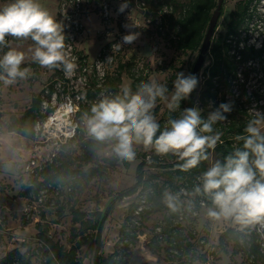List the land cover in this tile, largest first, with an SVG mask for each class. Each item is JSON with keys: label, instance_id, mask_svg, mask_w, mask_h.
Instances as JSON below:
<instances>
[{"label": "rangeland", "instance_id": "374dc122", "mask_svg": "<svg viewBox=\"0 0 264 264\" xmlns=\"http://www.w3.org/2000/svg\"><path fill=\"white\" fill-rule=\"evenodd\" d=\"M60 1L39 0V3L57 19ZM236 1L223 0V14L218 17L213 32L215 35L225 31L228 12L233 9ZM10 2L11 0H0V7ZM185 2L186 0H112L110 21L101 20L100 15L94 11L85 14L82 17L85 32L77 39V47L81 46L83 51L80 50L91 62L103 46H108L116 38L136 34L137 38L133 43L121 42L116 61L109 68L107 80L110 78L113 80L118 76L120 81H116V84L121 90L123 87H127L133 78H137L136 87L131 89L133 93L138 90L142 82L155 81L166 85L167 88L169 82H172V86L164 97L157 98L156 106L153 109V114L160 124L161 130L172 119L171 114L178 110L171 111L168 107L174 93L173 82L176 73L190 74L199 52L181 51L176 49L170 41V38H174L175 34L173 20L180 13L181 5ZM125 3L127 7L123 11H119L120 6ZM240 33L241 43L242 38L248 36L249 44H254L257 47L264 44V0L258 2L252 19L247 23V28H242ZM5 45H8L9 50L16 49L23 52L24 62L33 58L35 45L30 38L18 39L8 36ZM5 45H0V57L4 55L2 48ZM236 49L234 48L231 54L237 51ZM208 62L209 57L205 55L204 62L197 74L199 79L197 93L204 80L202 69ZM85 77L78 69L72 77H65L64 73L56 69L49 70L38 65L34 70L29 71L25 79L18 78L15 83L10 85L0 81V232L2 234L0 256H2V251L8 250L4 247L7 244L9 246L16 244L15 246H18L21 252L26 250V247L20 245L19 241L28 240L32 235H19V239H16L13 233L14 229L20 225L22 214L30 219V224L43 218L42 220L49 225V235L69 247L71 227L74 225L71 221L69 206L74 204L86 213L96 207L104 208L117 191L135 182L136 165L145 156L147 162L144 167L145 177L149 178L150 185H155V187L153 186V193L143 204V209L148 212L145 216L141 215L142 220L140 218L139 224L134 222L140 239L132 243L127 250L130 264L140 261H146L149 264H178L179 262L185 264H203V262L206 264H262L260 261L252 260L248 255L242 238L238 243L234 239H229L224 247L219 245L218 235L223 229L228 226L235 228H242V226L231 221H215L207 216L208 208L212 207L211 200L206 199V205L202 206L198 203L199 195L194 192V187L200 185L201 182L198 184H195V181L188 182V191L185 189L187 191L185 193V190L182 189L185 183L179 184V179H169L168 170L170 167L163 165L177 159L176 155L172 153L158 155L154 148H145L142 144L136 145L135 150L138 157L131 161L129 167H125L122 160L111 153L107 142L101 145H88V151L84 153L83 144L86 138H92L87 133L86 118L83 120L85 128L82 129V135H76L60 145L55 144L53 139L42 138L40 132L35 134L34 126L32 138H23L10 133L12 131L9 128L23 110L30 105L31 98L50 83L55 91L53 109L64 102L67 104L71 102L73 110L77 108L76 105L81 102L83 96L85 97L87 84L94 80L91 71H88ZM105 88H107V84ZM42 94L46 95L44 91ZM101 96H103V92L98 95V97ZM229 102L232 104V111L224 114L226 119L213 125L214 132L212 134L219 132L234 138L236 130L244 121L249 122L258 113L264 114V59L250 58L239 62L237 74L229 77L225 85L224 83L220 84L217 95L208 100L206 118L221 103ZM195 107L202 112L203 108L199 100L196 101ZM74 112H70L71 118L74 116ZM181 114L182 112L178 113L174 119H178ZM49 130L52 129L49 128ZM52 152H56V154L52 161H49V155ZM88 153L92 155L90 160L87 158ZM35 154L40 155L41 160L46 164L41 169L27 174L24 171V166L28 158ZM147 154H150L149 158L146 157ZM154 155L162 156V158L159 157L161 158L159 159ZM207 156L204 172L219 159L216 146L209 149ZM110 157L112 159H109ZM90 165L105 169L106 174L104 176L95 175L91 179L81 182L76 188L70 179L66 185L60 186L58 193L55 190H47L45 200L42 202H34V193L27 195L26 200L22 202L20 191L33 178L40 179L45 172L54 170L56 167L68 166L85 170ZM68 187L71 189L69 190ZM165 190L181 193V207L174 216L177 220L182 212L183 218L178 222L173 219V225L178 226L175 230L182 250L174 257L167 253V246L164 242L160 244L153 241V245L156 246L154 250L148 247L151 235L158 233L155 226L163 221V216L168 212V207L163 200ZM136 200L137 197L132 194L115 202L114 209L102 230L103 253L113 250L128 208ZM192 209L196 210L195 214ZM1 214L6 216V221H3ZM32 251L34 253L31 255ZM78 253L82 257L83 264H93L92 251H87L86 244L78 249ZM26 255L31 264H42L44 259L43 249L38 248V243H32Z\"/></svg>", "mask_w": 264, "mask_h": 264}, {"label": "clouds", "instance_id": "9594fccd", "mask_svg": "<svg viewBox=\"0 0 264 264\" xmlns=\"http://www.w3.org/2000/svg\"><path fill=\"white\" fill-rule=\"evenodd\" d=\"M126 7V3L122 4L119 11ZM6 36L30 38L35 45L33 62L41 67L61 69L65 77L75 74L77 64L75 57L66 53L63 25L39 0H11L0 7V45H5ZM136 38L133 33L122 39L123 43L131 44ZM24 59V53L16 49L0 57V81L10 85L18 78H27L30 69L21 68ZM173 84L168 107L176 111L181 100L187 99L197 87L198 79L193 74L178 72ZM167 91L166 85L151 81L142 82L134 93L123 87L114 97L103 98L92 106L90 116L85 114L88 135L97 142H107L111 153L122 161H133L135 146L142 144L154 148L158 155H176L183 162L179 167L184 171L197 167L208 159V149L222 143L221 133L212 134L213 125L226 119L224 114L232 111V104L221 103L206 120L198 108H186L178 119H170L161 130L153 109L157 98H163ZM236 139L243 141L242 149L237 148L224 163L215 162L203 173L194 192L211 200L212 207L207 210L210 219L250 227L264 223V114L250 119L244 134ZM180 197L179 192L163 193L164 203L173 212L181 207Z\"/></svg>", "mask_w": 264, "mask_h": 264}, {"label": "trees", "instance_id": "16d2710c", "mask_svg": "<svg viewBox=\"0 0 264 264\" xmlns=\"http://www.w3.org/2000/svg\"><path fill=\"white\" fill-rule=\"evenodd\" d=\"M217 1L218 0H186V2L181 5L182 8L180 13L175 16L173 20L175 27L174 38H170L171 44L176 49L181 51H199L208 27L209 19L212 15V12L216 8ZM259 1L260 0H237L233 9L229 10L225 24V31L219 32L216 35L214 33L212 34L210 45L206 53V55L209 57V62L202 69L204 80L200 90L197 93L196 87L187 99L181 100L178 110L175 113H172L170 116L172 119H174L178 113L183 112L184 109L195 107L196 101L199 100L203 108L201 117L206 120L207 118L205 115L208 113L206 108L208 100L214 98L217 95L220 84L224 83L225 85L229 77L235 76L237 74L239 62L250 58L264 59V44L260 45L259 47L254 44H249L247 42L248 36H244L242 38V43L240 39V31L242 28H247V23L250 19H252ZM221 14H223V1L220 9V15ZM234 48H237V51H234L231 54V51H233ZM8 50V45L3 46V54H5ZM79 52L82 54L83 58L87 57L86 54L82 53L81 50H79ZM38 65V63L33 62L32 58L23 62L21 68H34ZM190 74H193L192 70L190 71ZM196 77L198 79V76ZM110 79L106 80L105 82V86L107 84V93H105V96H103L104 98L114 97L121 91L118 88V84H116V81H120V78L116 76L115 79ZM137 80V78H133L127 87L131 89L135 88ZM171 86L172 82H169L168 90ZM49 88L50 91H52L53 85L50 84ZM101 89L102 88L100 86L96 85V80H93L87 87L85 92L86 99L79 103V106L74 114V119L78 126L76 131L77 134H75L73 137H76V135H82V129L85 128L83 123L85 114L90 116L92 106L102 100V97H98ZM43 90L44 88H42L31 98L30 105H28L23 110L9 130L14 131L26 138L33 137V126L36 119L44 116L40 113L42 100L41 95ZM247 124L248 121L246 120L238 127L233 136L234 138L225 134H221L222 143L217 142L216 144V148L219 152L218 161L224 163L225 158L228 155L233 154L237 148L242 149L243 141H238L236 137L238 135L244 134V129ZM93 144L101 145L102 143L95 141L93 138H86L85 143L83 144V152L87 153V146ZM208 153L209 149L207 150L206 154L208 155ZM137 157L138 155L136 152L135 158ZM154 157L162 158V156L158 157V155H154ZM87 158L88 160L92 159V155L88 153ZM109 159L112 158L110 157ZM122 163L125 167H129L131 162L124 160ZM181 163L183 162L177 158L174 161L163 165L164 167H170L168 170L169 179H179V184L188 182L193 183L198 175H203L206 167V160H203L197 167L184 171L179 167ZM146 164L147 162L145 156H143L136 165L135 182L128 187L117 191L109 199L104 208L96 207L86 213L78 209L74 204L69 206L71 221L74 224L71 227L69 247H66L63 243L49 235V225L41 218V220L35 222L37 232L28 240L24 239L19 241V244L26 247V250L21 252L18 246L8 249L2 256H0V264H31L26 252L30 250L32 243H38V248L43 249L44 259L42 264H83L82 257L78 253V249L85 244L87 245V251H92L93 264H130L127 256V250L132 243L140 239V236L137 234V230H135L134 221L132 220V217L134 216V210L140 203V195L145 194L147 200L150 194L153 193L155 187V185H153L154 187L150 185L149 178L145 177L144 167ZM105 174V169L95 165H90L85 170L68 166L56 167L54 170L45 172L42 178H33L31 182L26 183L22 187L20 195L27 196L30 193H34V196L36 197L42 187L49 186V184L51 186H64L70 179L74 185V188H76L81 182L89 180L95 175L104 176ZM51 186H49V189H51ZM132 194L137 197V200L132 202L128 208L125 219L120 226L119 237L117 242L114 244L113 250L105 254L102 252V230L104 228L105 222L108 216L112 213L115 202L125 196ZM206 199H208V197H206ZM167 210L168 212L163 216V221L157 225L161 226L160 232L151 235L150 240L152 242L149 240L148 247L151 250H154L156 249V246L153 245V241L160 244L164 242L167 246V253L174 257L177 256L176 254L180 253L182 250L180 246L181 243L177 238V233L175 230V228L178 226L173 225V219L176 217L174 215L177 213L171 211L169 208H167ZM147 212L148 210L142 209L140 213L141 220V215L145 216ZM1 215L3 221H6V216L4 214ZM29 221L30 219L26 218L25 214L21 215V225H25ZM157 226H155V228ZM257 236L258 235L255 232L253 226L242 228L228 226L219 233L218 242L219 245L224 247L225 243L229 239H234L235 242L238 243L239 239L242 238L247 247V253L252 258V260L260 261L262 264H264V252L260 250ZM1 237L2 234L0 232V238ZM33 253V251L30 252L31 255ZM134 264L149 263L146 261H140ZM178 264L185 263L179 262Z\"/></svg>", "mask_w": 264, "mask_h": 264}, {"label": "built area", "instance_id": "2783aa9c", "mask_svg": "<svg viewBox=\"0 0 264 264\" xmlns=\"http://www.w3.org/2000/svg\"><path fill=\"white\" fill-rule=\"evenodd\" d=\"M94 9L98 10L101 20L105 22L110 21L112 16L111 0H61L59 3L57 20L63 25L66 45L65 50L67 55L69 57H75L77 69L80 71L81 75L84 76V78H86L85 75L88 71L92 72V74L94 75V80H96V85L102 88L101 92H103V96H105V93H107L105 82L109 74V68L112 67V65L116 61V56L119 52V49L121 48V42H123V37L116 38L108 46H103L91 62L88 61L87 57L83 58L82 54L79 52L80 49L77 47V39L85 32L82 17ZM7 38L8 36L5 37V41L7 40ZM117 45H119V47ZM56 70L63 73L61 69ZM50 84L44 87L43 91L46 93V95H41L42 100L40 113L44 116L36 119L34 129L35 134L40 132L42 138L53 139L55 144L60 145L76 134L78 124L75 121L74 116L72 118L70 117V112L76 111L79 103L76 105L77 108H75L74 110L71 109V107H73L71 102H69V104H67V102H64L60 104L56 109H53L52 107L54 105L53 101L55 99V91L54 89L50 91ZM89 84L90 83L87 84V87L89 86ZM103 96H101L102 99ZM85 99L86 97L83 96L81 102ZM63 104H67L70 109L68 113V123L61 128H57L56 125L52 123L51 119ZM50 122L52 124H50ZM49 128H51L52 130H49ZM55 154L56 152H52L51 155H49V161H52ZM146 157L149 158L150 154H147ZM41 159V156L37 154L28 158L24 166V171L29 174L34 172L36 169H41L46 164V162ZM201 177L202 175H198L194 183H200ZM49 186L51 185L49 184ZM49 186H44L39 190V193L35 197L34 202H42L45 200L46 191L50 190ZM60 186L61 185H52L51 190H55V192L58 193ZM68 189L70 190L71 187H68ZM182 189H186L188 191L187 183L182 186ZM186 190L185 193H187ZM139 201L140 203L138 207L135 208L134 216L132 217V220L137 224H139L140 213L143 209V204L146 201V195H140ZM198 203H200L202 206H205L206 196L199 195ZM192 210L195 214L196 210ZM182 218L183 214L182 212H180L178 219L176 220V217L174 219L176 222H178L179 219ZM253 227L258 235L257 241L260 250L264 252V223L256 224ZM156 229L158 230V232H160L161 226H157ZM203 264L206 263L203 262Z\"/></svg>", "mask_w": 264, "mask_h": 264}, {"label": "water", "instance_id": "95a60500", "mask_svg": "<svg viewBox=\"0 0 264 264\" xmlns=\"http://www.w3.org/2000/svg\"><path fill=\"white\" fill-rule=\"evenodd\" d=\"M222 1L223 0L217 1L216 8L212 12V15L209 19L207 30H206L204 38L202 40L197 58H196V60L193 64V67H192V72H193V75H195V76H197L198 71L200 70V68L204 62L205 55L208 51L210 41H211V37H212L213 31H214V28L216 26L218 17L220 15V9H221V5H222Z\"/></svg>", "mask_w": 264, "mask_h": 264}, {"label": "crops", "instance_id": "0c3cea01", "mask_svg": "<svg viewBox=\"0 0 264 264\" xmlns=\"http://www.w3.org/2000/svg\"><path fill=\"white\" fill-rule=\"evenodd\" d=\"M97 12L98 13V11H97V9H94V10H92V11H90V12ZM90 12H88L87 14H89ZM99 14V13H98ZM79 49H81L82 51H83V49L81 48V46L79 47ZM28 60H30V59H28ZM27 60V61H28ZM37 67V66H36ZM36 67H34V68H29L30 70H34ZM8 132H10V131H8ZM11 134H17L16 132H14V131H12V132H10ZM17 135H19V134H17ZM21 137H23V138H26V137H24V136H22V135H20ZM22 196V195H21ZM26 200V196H22V202H24ZM41 219V218H40ZM43 219V218H42ZM44 221V220H43ZM30 222V221H29ZM28 222V223H29ZM36 222V221H35ZM35 222L33 223V224H25V225H21L20 223V225H19V227L18 228H15L14 229V231H13V233L15 234V236H16V239H19L18 237H19V235H34L36 232H37V229H36V227H35ZM102 238H103V233H102ZM16 244H11L10 246H9V244H7V246H4V247H6L7 249H10V248H12V247H16L15 246ZM6 252V251H5ZM5 252H3L2 251V253H1V255H3ZM111 252V251H110ZM106 254V253H105Z\"/></svg>", "mask_w": 264, "mask_h": 264}, {"label": "bare ground", "instance_id": "6f19581e", "mask_svg": "<svg viewBox=\"0 0 264 264\" xmlns=\"http://www.w3.org/2000/svg\"><path fill=\"white\" fill-rule=\"evenodd\" d=\"M70 109L67 104L61 105V108L56 111V113L53 115L51 121L56 125L57 128H61L64 125L68 123V113ZM50 122V124H52Z\"/></svg>", "mask_w": 264, "mask_h": 264}]
</instances>
